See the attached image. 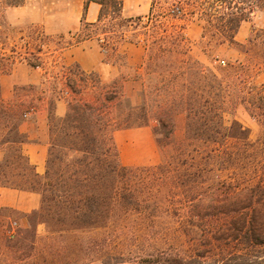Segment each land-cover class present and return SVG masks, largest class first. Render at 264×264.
<instances>
[{
  "label": "trees",
  "instance_id": "trees-1",
  "mask_svg": "<svg viewBox=\"0 0 264 264\" xmlns=\"http://www.w3.org/2000/svg\"><path fill=\"white\" fill-rule=\"evenodd\" d=\"M83 1L84 10L90 3L100 6L97 21L83 22L76 41L64 43L57 53L99 38L107 61L113 56L114 62L125 65L126 55L120 50L124 43H132L144 49L141 71L103 82L97 74H87L77 65L66 66L59 60L62 87L56 99H49L48 123L49 140L54 122L62 124L58 136L65 168L54 172V145L49 141L47 169L44 175H33L34 186L6 185L38 193L40 210L52 212H45L49 218H92L94 211L99 218H119L117 215L128 213L133 199L125 176L134 171L156 172L162 178L150 195L163 199L168 209L176 210L182 218L226 219L209 224L204 236L191 239L189 255L146 251L139 247L141 240L108 234L97 244L102 251L101 264L124 262V253L105 250L117 241L138 250L134 264H264V85L241 82L239 69L212 68L193 58L184 26L172 22L197 20L201 26L198 43L204 55L226 46L245 59L255 58L264 64V28L252 29L244 45L236 40L243 23L258 12L264 13V0H175L176 4L158 13L155 20L156 0H152L146 20L124 15L122 0ZM25 2L0 0V28L5 25V11ZM157 18L164 21L157 24ZM42 47L32 54L0 51V60L5 62L1 71L9 72L18 62L43 70ZM155 76L160 77L156 86L147 83L149 77L156 80ZM91 77L96 79L93 84ZM148 87L158 99H165L154 112L158 115L155 135H159L156 140L162 161L147 167L125 166L117 159L114 133L149 122ZM60 99L67 103L62 117L54 111L55 100ZM233 105H241L258 122L254 141L239 122L224 119ZM177 115L184 116L183 136L178 140L174 138ZM95 144L99 153L96 160ZM85 225L104 231H117L122 226L114 221ZM85 255L84 264L93 261Z\"/></svg>",
  "mask_w": 264,
  "mask_h": 264
},
{
  "label": "rangeland",
  "instance_id": "rangeland-1",
  "mask_svg": "<svg viewBox=\"0 0 264 264\" xmlns=\"http://www.w3.org/2000/svg\"><path fill=\"white\" fill-rule=\"evenodd\" d=\"M174 1L156 0L154 20L158 13L172 8V5L176 4ZM73 6L74 4L70 3L69 0H26L22 7L5 11V25L0 28L1 52L4 51L9 54L10 51L16 50L20 54L25 52L32 54L36 53V48L39 45L43 46L42 58L44 66L43 70L41 68L39 70L47 77L43 90L45 89L49 92L50 100H54L59 96L58 91L62 87L61 82L63 81L61 77L63 70L58 63L59 54L57 50L59 47L64 46L66 42H75L77 39L76 34L79 32L77 30L63 31L61 29L65 21L67 24H72L73 19L76 18V11L73 10ZM70 8L73 11L72 15L68 14ZM48 13L51 14L50 18H53L50 24V31L45 29L43 23ZM61 14H66L67 17L58 18L59 15V17H63ZM131 16L139 17L137 15ZM162 19L157 18V24ZM172 22L177 27L184 26V35L188 40L191 50L190 54L193 58L212 68L229 69L233 67L234 71L239 69L238 73L241 74V82L246 81L257 86L264 85V64L258 62L257 59H245L244 55L240 54L236 49L226 46L217 47L208 56L204 55L198 43L201 26L197 20L183 21L175 19ZM263 28L264 13L258 12L253 15L250 21L241 25L236 40L244 45L250 37L252 29ZM61 36L64 39H61ZM98 39L93 38L91 41L99 49L101 42ZM140 48L143 50L142 46ZM109 58L113 60L115 57L111 56ZM220 61H224V64H221ZM117 63L120 67L119 62ZM131 64L133 63L121 65L119 70L122 75L135 76L138 69L140 70L139 64L137 66ZM155 78L157 79L152 80V77L151 79L149 77L147 83L156 86L157 82L160 81V77L155 76ZM90 79V84L96 82L94 77ZM111 79H113L111 73L103 74V82H110ZM23 92L20 90L18 93L22 94ZM161 101L164 103L165 99H158L153 90L148 87L149 122L141 127L121 129L114 133L117 159L122 165L147 167L157 165L162 161V152L156 140L157 138L159 139V135H155V129H157V126L159 127L157 120H155L158 115L154 113L159 110ZM229 112L224 116L227 123L232 120L239 122L249 131L250 140L254 141L259 132L258 122L241 105H233ZM20 113V110H15L8 116L11 121L9 128L10 137L14 141L18 139L15 134V123L19 121ZM54 125L53 131L55 135L52 133L49 141L54 145L52 168L54 172H57L65 168L66 159L62 150V140L58 136L62 124L55 121ZM183 130L184 116L177 115L175 117L174 138L177 140L182 138ZM159 131L163 132L164 130L161 127ZM97 147L98 145L95 144L94 148L97 152L94 154V160L99 156ZM22 165L25 168L24 172H26L23 178L24 184L28 183L29 187H33L35 180L33 173L26 165L23 163ZM93 173L97 174V171L95 170ZM161 178V175L152 171H134L126 175L125 179L132 190L133 199L128 208V213L117 215L119 218H99L96 211L91 215L92 218H49L50 215H46L45 212L49 214H52V212L47 210L43 212L39 208L36 213L26 217L27 225L19 227L13 238L1 235L0 264H84L83 259L87 256L85 254H88L93 260L86 264H101L99 256L102 251L97 244L110 234L141 240L139 247L146 251L163 250L165 253L170 254L189 255L192 251V247L189 246L191 239L204 236L208 231L207 226L209 224H215L226 218H182L181 214L176 213V210L168 209V203H165L163 199H156L150 195L158 188ZM94 202L96 203V199ZM94 205L96 209L97 204ZM262 211L264 212V207H262ZM104 221L118 222L124 228L121 226V229L117 231H104L99 228L89 229L84 227L87 226L85 225L86 222L100 224ZM87 246H90L91 250H87ZM121 248H123L122 251H120ZM105 250L113 254H125L124 262L115 264H134V258L138 252L137 249L123 246L119 241H117V244L112 243ZM18 256L20 260H17Z\"/></svg>",
  "mask_w": 264,
  "mask_h": 264
},
{
  "label": "crops",
  "instance_id": "crops-1",
  "mask_svg": "<svg viewBox=\"0 0 264 264\" xmlns=\"http://www.w3.org/2000/svg\"><path fill=\"white\" fill-rule=\"evenodd\" d=\"M73 3L76 18L72 24L65 21L61 29L80 31L82 23H95L98 18L100 6L90 3L84 10L83 0H69ZM123 14L129 17L137 15L146 18L149 14L152 0H122ZM69 15L73 14L72 8ZM65 18L66 14H61ZM48 13L43 20L45 29L50 31L53 18ZM55 17V15H54ZM80 24V27H79ZM70 33V32H69ZM140 45L124 43L120 52L126 55V62L137 66L142 63L144 49ZM91 40H84L77 45L67 47L59 54V60L66 66L77 65L87 74L95 73L103 81V74L111 73L113 79L119 77L121 72L117 62L107 61L105 56ZM131 60V62H130ZM5 62L0 60V237L7 236L6 231L15 222L19 227L27 225V216L40 207L41 197L20 187H11L23 184L25 177L22 163L36 175H44L47 169L49 154V123L48 102L49 92L43 90L47 77L39 69H34L24 62L15 63L9 72H2ZM120 64V62H119ZM138 68V67H137ZM136 68V69H137ZM111 79L110 81H112ZM24 91L22 94L18 92ZM55 114L64 116L67 103L64 99L55 100ZM20 110V119L15 123L16 141L10 137V113ZM27 113L24 118L23 114ZM3 169V170H2Z\"/></svg>",
  "mask_w": 264,
  "mask_h": 264
},
{
  "label": "built area",
  "instance_id": "built-area-1",
  "mask_svg": "<svg viewBox=\"0 0 264 264\" xmlns=\"http://www.w3.org/2000/svg\"><path fill=\"white\" fill-rule=\"evenodd\" d=\"M221 64H224V61H220ZM27 116V113L23 114V117L25 118ZM18 229V226L15 222H13L10 227L7 229L6 234L7 237L13 238L16 235V231Z\"/></svg>",
  "mask_w": 264,
  "mask_h": 264
}]
</instances>
